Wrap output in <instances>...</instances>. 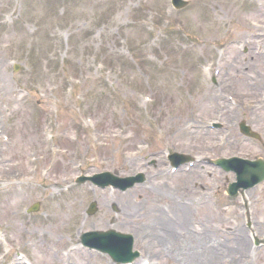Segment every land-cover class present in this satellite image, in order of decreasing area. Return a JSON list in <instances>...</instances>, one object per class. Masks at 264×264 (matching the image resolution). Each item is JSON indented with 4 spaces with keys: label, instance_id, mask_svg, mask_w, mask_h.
I'll return each mask as SVG.
<instances>
[{
    "label": "rangeland",
    "instance_id": "374dc122",
    "mask_svg": "<svg viewBox=\"0 0 264 264\" xmlns=\"http://www.w3.org/2000/svg\"><path fill=\"white\" fill-rule=\"evenodd\" d=\"M187 1L0 0V264H111L78 242L108 228L133 233L137 264H178L175 249L200 256L203 241L205 264H264L250 246L264 237V180L229 197L233 173L171 174L164 159L264 160V0ZM136 171L124 192L92 183ZM238 231L247 250L235 258Z\"/></svg>",
    "mask_w": 264,
    "mask_h": 264
},
{
    "label": "bare ground",
    "instance_id": "6f19581e",
    "mask_svg": "<svg viewBox=\"0 0 264 264\" xmlns=\"http://www.w3.org/2000/svg\"><path fill=\"white\" fill-rule=\"evenodd\" d=\"M232 45H230V46H228V47H231ZM227 47V46H226ZM227 47V48H228ZM229 50V49H228ZM234 61H233V59H232V63H233ZM222 66V65H221ZM211 70H214V68H212V69H210V71ZM234 102H236V101H234ZM218 104V103H217ZM218 105H220V104H218ZM228 105V104H227ZM228 111H230V109L228 110ZM193 122V121H192ZM196 123V122H195ZM192 129H196V128H192ZM261 164L264 166V163H262L261 162ZM263 169V170H262ZM253 172H251V171H249V172H247L246 173V175H248V177H252V176H254L257 172H264V168H262V166H259L258 168H256V167H253V170H252ZM255 172V173H254ZM259 177H261V176H259ZM67 205V204H66ZM186 207V206H185ZM186 208H188L189 209V207H186ZM182 217H185V216H182ZM163 219H165V218H163V217H160L159 218V221H158V234L160 235V236H162V235H165L166 237H168V236H170L171 235V231L173 230V225L172 224H170L167 220L165 221V220H163ZM260 220V219H259ZM123 221V220H122ZM261 221V220H260ZM123 222H125V221H123ZM255 222H258V220H256ZM157 227V226H156ZM160 228V229H159ZM163 229V230H162ZM111 229H109V231H110ZM160 230H162V231H160ZM239 233H241L240 231H238V233H236L235 234V236L234 237H232V240H233V242H232V246H231V248H230V250H231V253H232V255H233V257H235V258H239V257H241V254H242V252H243V250L244 249H246L247 250V247H244L245 246V244H246V239L242 236V234H239ZM203 236L205 237V238H207V239H210L211 237L209 236V235H206V234H203ZM209 241V240H208ZM201 243H203L202 244V246H201V249H195L198 253H201L200 254V256H198L197 254H194V253H189L188 251H177L176 249H175V253H176V255H171V256H169L170 257V259L171 260H176V259H178L179 257L180 258H184L183 260L185 261L186 259L187 260H189V259H191L192 261L191 262H193V264H205V260L203 261V256L205 255V256H207V257H212V247L211 246H209L208 244H207V242H205V241H203V242H201ZM176 246L177 247H179V244L178 243H176ZM245 250V251H246ZM174 253V254H175ZM220 254H223L222 253V251L220 252ZM178 255V257H176ZM213 255H214V257H216V254L215 253H213ZM225 255V254H224ZM224 255H222V257H220V263L221 264H230V261H227L225 258H223V256ZM158 256V255H157ZM198 256V257H197ZM191 257V258H190ZM125 259H128V255H126V257H125ZM191 262L190 261H188V264H191ZM236 262H234L233 264H235Z\"/></svg>",
    "mask_w": 264,
    "mask_h": 264
},
{
    "label": "water",
    "instance_id": "95a60500",
    "mask_svg": "<svg viewBox=\"0 0 264 264\" xmlns=\"http://www.w3.org/2000/svg\"><path fill=\"white\" fill-rule=\"evenodd\" d=\"M246 172H247L246 167H243V168H242V173H240V176L244 175ZM249 180H250V179H249ZM247 181H248V180H247Z\"/></svg>",
    "mask_w": 264,
    "mask_h": 264
}]
</instances>
